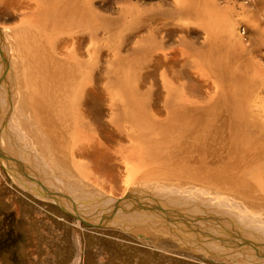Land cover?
<instances>
[{
	"label": "rangeland",
	"instance_id": "rangeland-1",
	"mask_svg": "<svg viewBox=\"0 0 264 264\" xmlns=\"http://www.w3.org/2000/svg\"><path fill=\"white\" fill-rule=\"evenodd\" d=\"M36 1L42 7L50 6L42 0H0V264H264V238L256 237L264 236V190L248 197L217 192L231 200L226 201L223 197L213 200L218 194L206 191L207 186L197 180L163 178L158 182L147 177L148 181H132L126 178V166L135 163L130 161L129 165L119 157L113 148L114 138L106 141L93 136L72 151L74 156L62 154L55 143L58 152L52 148L51 136L55 135L48 125L36 120V111L29 103L39 94L36 85L30 87L26 80L30 60L21 40L31 30L26 19L37 10ZM28 4L33 8L27 9ZM88 5L93 14L90 29L72 32L77 40L68 32L71 24H46L47 35L53 40L44 33L49 41L46 45L37 43L46 47L52 42L51 50L59 61L73 46L79 47L77 57L87 61L80 81L94 80L88 96H83L91 108H96L97 102L105 105L109 99L120 100L121 79L134 86L137 96L135 91L146 86L155 94L160 92L158 76L165 70L167 78H171V71H178L185 84L200 89L201 83L202 88L201 73L190 72L182 53L186 63L195 56L192 52L197 48L192 46H200L208 36L205 23L215 30L212 35L219 36L223 53L235 50L233 57L238 58V64L248 61L252 68L264 65V0H90ZM182 7L197 13H178ZM101 17L106 18L105 23ZM48 20L56 21L51 15ZM43 36L39 38L45 41ZM72 41L78 44L70 47ZM3 44H8L9 57ZM174 56H179L176 62ZM261 80L255 95L264 102ZM47 107L51 105L47 103ZM108 110L103 109L101 120L110 116ZM121 139L117 147H125V138ZM182 168L187 166L182 164ZM258 182L264 184L260 178ZM128 192L149 196L146 201L155 207L150 211L154 214L159 210L155 216L163 221L149 210H137L138 201L144 203L143 199ZM162 205L173 215L162 212Z\"/></svg>",
	"mask_w": 264,
	"mask_h": 264
},
{
	"label": "bare ground",
	"instance_id": "bare-ground-1",
	"mask_svg": "<svg viewBox=\"0 0 264 264\" xmlns=\"http://www.w3.org/2000/svg\"><path fill=\"white\" fill-rule=\"evenodd\" d=\"M42 1L45 4L46 2L50 3V6L44 7L45 5H43L42 7L36 1L37 10H33L30 15L31 19H26L29 25L28 29L31 30L21 40L30 60L28 71L25 73L26 80L29 82L30 87H35L36 85L38 90L36 94H39L36 98H30L29 103L33 110L36 111V120L48 125L51 133L55 135V137L51 136L54 139L51 141L52 148L55 149L57 146L62 154L66 155L67 153L74 156L72 151L76 147L79 148L86 144L85 140H90L93 136L102 137L105 140L107 139L106 141L114 138L113 148L118 151L119 157H122L128 164L130 161L135 163H132V166L129 167L123 163L127 165L126 178L132 181H148L147 177H155L158 179L156 180L158 182L163 178H176L174 180L188 179V182L197 180L199 184L207 186L205 187L206 191L216 192V194L219 192H229L230 194H237L241 197H248L256 191L260 193L264 190V184L258 182L259 178L264 180V102L259 96L255 95V91L261 88V78L264 80V65L260 66V64H257V67L253 66L252 68L248 61L239 62L238 64V58L233 57L235 50L232 51L230 49L232 53L229 54L223 53L218 44L219 36L212 35L215 33V30L205 23L204 28L207 29L208 36L201 44L199 43L200 46H192V48H197L195 51L192 49V53L195 56L189 57L186 63V54L182 53L184 63L191 68L190 72L192 74L201 73L203 92H201V83L199 86L200 89L198 85L197 87H191L189 85L190 83L185 84L181 80V75L178 71L177 73L171 71L169 73L171 78H167L166 71L168 70H165L166 73L164 72L162 75L160 74V77L158 76L159 81L163 84L160 86L162 88L160 92L158 91L155 94V92H152V87L140 85L141 88L145 87V89L141 91L139 89L136 90L135 92H138L137 96L134 94V86L125 84L126 80L121 79L118 87L123 100H121L122 98L120 100L112 98L108 100V103L105 102V105L104 103L97 102L95 103L97 104L96 108H91V106L86 105L87 103H85L86 100L84 101L83 96H88L89 84L94 80L92 78L90 80L86 78L87 81H80L82 75L81 68L87 65V61L77 57L76 49H79V47L75 48L73 45L78 43L72 41L70 43V47L73 44L72 51H67L64 55V60L60 61L55 58L56 55L51 50L52 42L49 43V46H41V43L43 44L46 41L53 40L52 36L49 37L47 35L48 28L45 26L46 24L51 25V27L63 23L71 24L68 30L70 37L73 36L72 32L77 31V28L81 30H84V28L90 29L88 25L90 23L89 17L93 15L90 13L91 8L89 9L88 5L90 0ZM255 6L257 4H254ZM25 7L27 9L33 8L29 4ZM177 10L179 11L178 13L183 12L188 16H193L197 13V11L190 8L182 7ZM254 10L257 9L254 8ZM49 15L53 16L56 21L50 22L48 20ZM98 15L100 16V14ZM91 18L93 19L92 16ZM105 19H102L104 23L106 22ZM96 28L99 30V26H96ZM104 28L101 29V32H103L102 30ZM98 30L95 31L98 32ZM44 33H46L47 37L43 36L45 35ZM91 33L92 31H89L88 34L91 35ZM41 36L44 39L45 37L49 38V40L45 39L43 41L42 38V40L39 38ZM72 39H75L74 36ZM38 41L41 43L38 44ZM186 42L189 45H193L191 42H188V39ZM3 48L4 53L7 56L10 55L8 44H3ZM44 48L49 49L44 50ZM187 54L189 55L190 53ZM178 57L174 56V61L178 60ZM165 61L167 62L169 60L165 59ZM235 63L238 65L235 66ZM162 65L165 67V62H162ZM252 80L255 81L253 82ZM93 84L96 83L93 82ZM90 85L92 86V84ZM45 87H50V90L48 91ZM54 87L56 89L53 93ZM163 91L164 93L161 97ZM212 91H214L213 95L211 94ZM200 93H204L206 96H201ZM78 95L82 96V98H77ZM155 95L156 97L154 98ZM47 103L51 105V108H46ZM100 103L102 107L101 109L100 107L97 109ZM105 108H109L110 116L101 120L103 109ZM88 118L93 121L92 124ZM93 131L96 134H93ZM121 137L125 138V147L116 146L122 141ZM54 143L56 144L55 147L53 146ZM54 149L53 151L55 152ZM41 151H43V148ZM53 155H56V152ZM58 157L60 156L58 155ZM190 159H192L191 162ZM182 164L186 165L187 168H182ZM148 168L161 172V175L147 173L145 169ZM208 187H210V190ZM176 190L182 191V189ZM202 192L206 195L204 191ZM137 195L134 194L135 197L143 199L141 201L144 202L138 201V205L136 206L137 210L139 208H143L145 211L155 209L151 205V201H146L149 196ZM214 196L212 199L223 197L219 196V194ZM222 199L226 201L230 200L225 196ZM164 205L159 207L161 211L163 210L162 212H166L172 216L173 213L166 211L163 207ZM157 212L160 213L159 210ZM150 213L153 214L151 211ZM156 213L153 214L154 217H156ZM207 213L209 215V212ZM159 219L163 221L161 218ZM242 221L244 225L245 218ZM256 237H258L257 240L264 238L263 234H259ZM223 238L224 236L221 239ZM246 245L249 247L248 243ZM259 248L261 250V247ZM241 252L243 254V251ZM244 255L246 257V254Z\"/></svg>",
	"mask_w": 264,
	"mask_h": 264
}]
</instances>
